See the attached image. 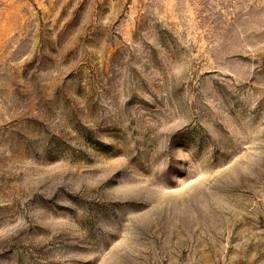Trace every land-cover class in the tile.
<instances>
[{"label": "rangeland", "instance_id": "1", "mask_svg": "<svg viewBox=\"0 0 264 264\" xmlns=\"http://www.w3.org/2000/svg\"><path fill=\"white\" fill-rule=\"evenodd\" d=\"M0 264H264V0H0Z\"/></svg>", "mask_w": 264, "mask_h": 264}]
</instances>
